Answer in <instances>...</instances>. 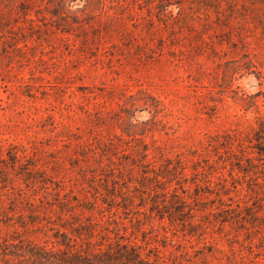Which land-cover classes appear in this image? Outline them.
Here are the masks:
<instances>
[{
	"label": "rangeland",
	"instance_id": "1",
	"mask_svg": "<svg viewBox=\"0 0 264 264\" xmlns=\"http://www.w3.org/2000/svg\"><path fill=\"white\" fill-rule=\"evenodd\" d=\"M83 4L0 0V264H264V0Z\"/></svg>",
	"mask_w": 264,
	"mask_h": 264
},
{
	"label": "trees",
	"instance_id": "2",
	"mask_svg": "<svg viewBox=\"0 0 264 264\" xmlns=\"http://www.w3.org/2000/svg\"><path fill=\"white\" fill-rule=\"evenodd\" d=\"M85 4L86 0L82 8H85ZM60 236L61 239L56 242L63 247L47 248L32 243L28 252L34 264H152L144 260L134 246L128 244L117 242L105 248L101 247L100 243L97 244L99 247H96L91 241H87L83 246V243L79 244L67 236L66 232H60ZM5 246L10 245L5 242Z\"/></svg>",
	"mask_w": 264,
	"mask_h": 264
}]
</instances>
